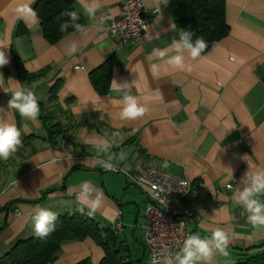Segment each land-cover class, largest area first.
<instances>
[{
	"label": "crops",
	"instance_id": "0c3cea01",
	"mask_svg": "<svg viewBox=\"0 0 264 264\" xmlns=\"http://www.w3.org/2000/svg\"><path fill=\"white\" fill-rule=\"evenodd\" d=\"M35 1L0 0V50L10 60L0 67V119L20 129L22 141L34 136L33 149L27 146L14 161L10 157L0 178V257L17 240L33 234L38 209L58 215L83 207L76 196L90 181L103 193V206L93 216L87 215V207L83 212L125 241L133 264H151L140 227L145 196L121 173L99 168L94 143L100 138L109 141L112 153L125 154L123 161H113L124 169L152 165L190 181L186 202L195 215L188 224L190 234L207 237L213 228L222 227L232 237L229 255L217 253L211 264H235L246 253L264 251V230H254L248 214L232 199L243 187L241 178L249 165L264 169V0H223L227 34L195 60L185 53L190 72L169 67L159 78L150 71L151 64L160 63L153 49L170 48L173 39H180L176 21L181 12L175 0L167 5L143 0L146 35L121 46L107 23L101 25L103 15L118 14L121 0H99L95 20L84 12L90 0H73L74 11L89 30L70 31L54 43L42 35L39 19L26 23L16 12L23 3L33 8ZM19 24L26 33L15 34ZM73 42L78 50L69 56L66 49ZM109 56V81L101 92L90 73ZM17 66L31 73L48 69L42 78L26 83ZM57 80L60 85L50 101L49 88ZM113 80L131 86L130 94L149 109L143 117L121 119L117 101L122 96L112 89ZM17 86L33 91L67 127L60 140L41 141L40 119L21 118L9 108ZM129 210L131 221L125 215ZM113 221H121L120 231L113 229ZM103 256L101 246L86 237L63 242L48 264H99Z\"/></svg>",
	"mask_w": 264,
	"mask_h": 264
},
{
	"label": "clouds",
	"instance_id": "9594fccd",
	"mask_svg": "<svg viewBox=\"0 0 264 264\" xmlns=\"http://www.w3.org/2000/svg\"><path fill=\"white\" fill-rule=\"evenodd\" d=\"M161 0H158V3ZM167 5L168 0H162ZM100 8L99 0H90L84 4V12L90 20L96 19V13ZM159 10V9H158ZM19 17L26 23L35 24L38 22L37 12L29 3L20 4L16 8ZM62 15L68 16L70 19L60 24V31L65 32L69 27L75 31L86 34L88 28L78 23L80 19L76 11L65 12ZM104 17H101V25ZM101 30L102 27H101ZM180 39H173L170 48H154L152 55L156 57L160 63L150 65V71L155 78H159L161 73H167L169 67L181 71H191V66L185 64V53L191 59L195 60L201 56V53L207 48V43L203 38L192 40V33L181 30ZM0 49H3L0 46ZM78 50V45L73 42L66 52L69 56L74 55ZM175 52V55L169 56V52ZM10 63L5 51L0 50V67ZM19 85V82H17ZM112 89L121 94L122 98L117 101L121 106L120 117L125 120H136L143 117L148 108L138 103L137 98L131 95V86L127 83H117L112 81ZM9 108L16 109L21 118L36 120L40 114V107L35 93L31 90L17 86L8 101ZM23 146L20 129L12 123L0 119V160H8ZM94 147L98 155L101 157L99 163L106 170H115V163L125 159V154L121 152L118 156L110 151L111 145L108 140L100 138L94 143ZM245 159V158H244ZM163 167H168L166 161ZM242 188L238 187L233 192V202L241 206L248 214L247 221L254 230H264V169L252 170L249 165L248 170L241 178ZM80 192L76 199L81 207L79 210L84 211V207L88 208L87 215L93 216L97 210L103 206V193L91 186L90 181H85L81 186ZM156 188V185H153ZM162 190V189H161ZM57 214L48 209H38L33 216L34 233L39 238L48 236L55 230V221ZM231 234L222 227H215L211 230V235L202 237L199 233L189 234L179 252L175 254L162 253L164 257L163 264H211L215 254L224 257L229 255L228 248L231 242ZM155 258L153 259V261Z\"/></svg>",
	"mask_w": 264,
	"mask_h": 264
},
{
	"label": "trees",
	"instance_id": "16d2710c",
	"mask_svg": "<svg viewBox=\"0 0 264 264\" xmlns=\"http://www.w3.org/2000/svg\"><path fill=\"white\" fill-rule=\"evenodd\" d=\"M73 0H36L33 9L37 12L39 26L42 35L51 43L56 42L64 34L73 31L69 27L67 31H60V24L70 18L62 15L65 12L74 11ZM180 9L181 17L176 21L178 33L186 30L192 33V40L203 38L207 43L208 51L217 41L228 32V25L224 18L223 0H175ZM79 14V13H78ZM80 24L85 23V19L79 14ZM27 29L23 25H18L15 34L26 33ZM180 37V36H179ZM111 56L104 63L90 73V78L97 90L105 91L111 68ZM48 67L31 73L17 66V73L26 83H30L42 78ZM60 85L56 81L49 88V100L55 99V92ZM39 103V119L42 123L44 135L41 141L52 143L62 136L67 127H63L57 120L53 111L47 110L41 102ZM34 136L29 135L23 139V146L15 153L20 157L25 148L29 146L30 140ZM14 161L13 157L10 158ZM86 237L92 238L101 246L104 256L99 264H133L130 250L125 241L106 226L101 227L93 218L84 212L76 209L72 213L58 214L55 221V230L44 238H39L33 234L24 239L17 240L1 257L0 264H48L52 262L61 244L68 240H82ZM79 264H88L82 261ZM235 264H264V251L256 253H246L243 258Z\"/></svg>",
	"mask_w": 264,
	"mask_h": 264
},
{
	"label": "built area",
	"instance_id": "2783aa9c",
	"mask_svg": "<svg viewBox=\"0 0 264 264\" xmlns=\"http://www.w3.org/2000/svg\"><path fill=\"white\" fill-rule=\"evenodd\" d=\"M102 17L120 46L140 41L146 35L147 19L143 0H121L116 16L105 14ZM115 165V170H106L100 163L99 168L121 173L128 183L145 196L140 227L149 262L158 264L164 258L162 253L179 252L190 234L188 224L195 219L193 210L186 202L191 189L190 181L152 165H137L132 170ZM111 226L117 232L122 229L121 221H113Z\"/></svg>",
	"mask_w": 264,
	"mask_h": 264
},
{
	"label": "rangeland",
	"instance_id": "374dc122",
	"mask_svg": "<svg viewBox=\"0 0 264 264\" xmlns=\"http://www.w3.org/2000/svg\"><path fill=\"white\" fill-rule=\"evenodd\" d=\"M63 136V135H62ZM60 138H61V136L60 137H58L57 139H55L54 141H58V140H60ZM53 141V142H54ZM12 157H15V154L12 156ZM9 163V159L8 160H0V178H1V175L3 174V170H4V168H5V166L7 165ZM130 210H131V207H130ZM130 210L128 211V213L126 212L125 213V215L127 214V216H129V219H130V221H131V212H130ZM124 212H125V210H124ZM130 233V232H129Z\"/></svg>",
	"mask_w": 264,
	"mask_h": 264
}]
</instances>
